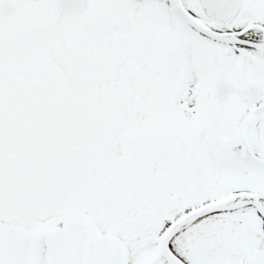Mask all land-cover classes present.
Listing matches in <instances>:
<instances>
[{"label":"snow or ice","instance_id":"6c2138e0","mask_svg":"<svg viewBox=\"0 0 264 264\" xmlns=\"http://www.w3.org/2000/svg\"><path fill=\"white\" fill-rule=\"evenodd\" d=\"M0 264H264V0H0Z\"/></svg>","mask_w":264,"mask_h":264}]
</instances>
